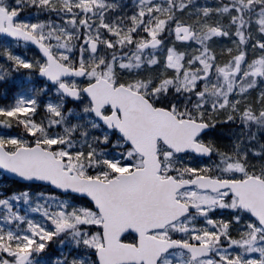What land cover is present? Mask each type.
I'll return each mask as SVG.
<instances>
[{"label": "snow or ice", "instance_id": "obj_1", "mask_svg": "<svg viewBox=\"0 0 264 264\" xmlns=\"http://www.w3.org/2000/svg\"><path fill=\"white\" fill-rule=\"evenodd\" d=\"M0 264H264V0H0Z\"/></svg>", "mask_w": 264, "mask_h": 264}]
</instances>
